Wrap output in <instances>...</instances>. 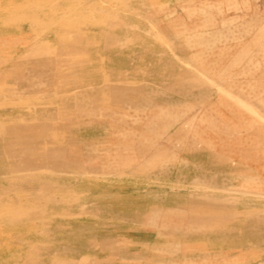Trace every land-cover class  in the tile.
I'll return each mask as SVG.
<instances>
[{"label": "rangeland", "instance_id": "obj_1", "mask_svg": "<svg viewBox=\"0 0 264 264\" xmlns=\"http://www.w3.org/2000/svg\"><path fill=\"white\" fill-rule=\"evenodd\" d=\"M0 264H264V0H0Z\"/></svg>", "mask_w": 264, "mask_h": 264}]
</instances>
